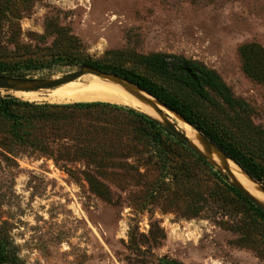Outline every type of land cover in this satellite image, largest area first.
I'll list each match as a JSON object with an SVG mask.
<instances>
[{"label":"rangeland","instance_id":"obj_1","mask_svg":"<svg viewBox=\"0 0 264 264\" xmlns=\"http://www.w3.org/2000/svg\"><path fill=\"white\" fill-rule=\"evenodd\" d=\"M155 55L205 67L233 102L197 97L155 71ZM0 64L27 79L132 71L264 168V0H0ZM28 103L39 108L17 109L16 136L0 122L6 264H264V219L188 145L148 141L146 114Z\"/></svg>","mask_w":264,"mask_h":264},{"label":"trees","instance_id":"obj_2","mask_svg":"<svg viewBox=\"0 0 264 264\" xmlns=\"http://www.w3.org/2000/svg\"><path fill=\"white\" fill-rule=\"evenodd\" d=\"M87 66L93 67L96 70L110 73L120 77L126 82L134 85L138 89L144 91L148 95L155 98L161 104L168 107L171 111L181 117L189 125L195 128L203 137L211 142L217 149H219L226 158L236 164L249 178L259 183L264 188V168L256 164L249 156H247L242 150L234 144L232 141L227 139L216 127L208 124L204 121L195 111H193L186 103L172 95L163 86H160L151 80L138 75L132 71H126L122 69H108L100 67L98 65L86 64ZM151 65L158 73L171 77L174 81L180 83L187 89H189L194 95L199 98H205L207 96V90L216 92L224 98V100L231 104L233 100L229 97L226 92L225 86L217 79V77L206 70L205 67L200 66L196 63L187 61L181 57L155 55L151 58ZM0 64V75H4V70ZM9 77H15L11 74H5ZM22 78V77H15ZM120 106V105H119ZM39 108L36 105L29 104L28 102H22L11 96H0V122L3 124H10L12 134L16 136V126H20L22 122V115L17 112L18 108ZM44 108H54L57 110H95V109H108L118 111L121 108L117 105L107 103H73L71 105H43ZM131 112V111H130ZM139 119L142 121V130L144 136L148 137V141L154 139L160 142V136L164 135L172 138L177 143H183L178 140L172 133L167 131L160 123L153 120L152 118L137 114ZM152 137V139H151ZM200 160L206 165L208 164L202 157ZM231 190L236 193L237 197L245 204H247L259 217L264 219V211L256 208L249 199L241 195L234 188ZM8 257L5 255L4 250L0 244V264H6Z\"/></svg>","mask_w":264,"mask_h":264},{"label":"bare ground","instance_id":"obj_3","mask_svg":"<svg viewBox=\"0 0 264 264\" xmlns=\"http://www.w3.org/2000/svg\"><path fill=\"white\" fill-rule=\"evenodd\" d=\"M102 80L94 75L86 74L75 81L62 85L53 90L38 92H10V94L17 99L26 102L46 101L55 104L99 102L127 106L137 109L147 116L152 117L153 119L161 121V118L149 105L137 100L136 98L125 92L120 86L109 81ZM158 109L161 110V112H165L163 114L164 118H166L170 122L172 121V116H174L172 113L166 111L161 107H159ZM175 118L183 124L186 132V135H184L186 136V138L201 153L206 154L203 145L198 140L197 133L177 117ZM208 157L211 161L217 162L218 166L223 169L221 161L215 154H212ZM227 165L230 173L246 190V192L258 203L264 206V194L260 190L259 186L247 179L246 176L240 171V169L232 162L227 161Z\"/></svg>","mask_w":264,"mask_h":264},{"label":"water","instance_id":"obj_4","mask_svg":"<svg viewBox=\"0 0 264 264\" xmlns=\"http://www.w3.org/2000/svg\"><path fill=\"white\" fill-rule=\"evenodd\" d=\"M86 74L94 75L100 79L107 80L113 84L120 86L125 92L136 98L137 100L149 105L161 118V121L153 119L157 122H160L162 126L172 133L178 140L182 141L186 145H188L194 152L197 153L200 157H202L206 162L213 164L218 170L219 173H222V177L227 181L236 191H238L241 195L249 199L251 202L255 203L262 211H264V206L258 203L255 199H253L246 190L237 182V180L233 177L230 173L227 161L232 162L225 155L217 149L211 142H209L205 137H203L195 128L189 125L186 121H184L181 117L171 111L168 107L161 104L152 96L148 95L144 91L138 89L134 85L126 82L125 80L121 79L120 77L112 74L103 73L98 71L90 66H80L77 70L70 72L64 76L56 77V78H48V79H27V78H15L9 77L6 75H0V91H7V92H38V91H46V90H53L62 85L70 83L72 81L77 80L81 76ZM161 107L166 111L172 113L175 117L181 120L183 123L188 125L191 129H193L198 136L199 142L203 145L205 153H201L187 138L186 136L177 129L174 123L170 122L166 118H164L163 113L158 108ZM149 117V116H148ZM151 118V117H150ZM215 154L223 165V169H221L217 164L213 163L208 156ZM233 163V162H232ZM234 164V163H233ZM236 165V164H234ZM237 166V165H236ZM238 167V166H237ZM239 168V167H238ZM240 169V168H239ZM240 171L249 179L252 183L257 184L260 190L264 194V188L257 182L253 181L249 178L241 169ZM162 264H177L171 261H161Z\"/></svg>","mask_w":264,"mask_h":264}]
</instances>
